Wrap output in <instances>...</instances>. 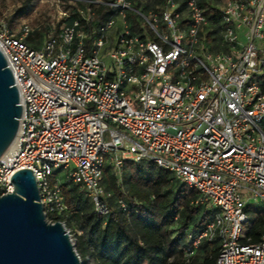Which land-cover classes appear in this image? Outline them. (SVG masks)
<instances>
[{
  "label": "built area",
  "instance_id": "1",
  "mask_svg": "<svg viewBox=\"0 0 264 264\" xmlns=\"http://www.w3.org/2000/svg\"><path fill=\"white\" fill-rule=\"evenodd\" d=\"M208 1L57 0L66 8L37 48L28 25L16 35L0 25L22 108L0 157V196L29 169L46 218L68 210L64 185L105 216V164L120 178L125 162L146 160L212 210L188 236L191 249L214 240V264H264V232L244 242L247 207L264 205V0L224 3L225 50L207 40Z\"/></svg>",
  "mask_w": 264,
  "mask_h": 264
},
{
  "label": "trees",
  "instance_id": "2",
  "mask_svg": "<svg viewBox=\"0 0 264 264\" xmlns=\"http://www.w3.org/2000/svg\"><path fill=\"white\" fill-rule=\"evenodd\" d=\"M226 1L223 0L222 7L221 0H209L202 6L209 22L207 40L214 50L226 49L220 41L221 10ZM151 6L153 3L145 7ZM106 10V7L97 9L96 20L89 29L99 24ZM74 17L72 14L69 21ZM38 36L36 33L35 38ZM27 41L35 48L39 45L32 37ZM102 187L108 194L104 199L107 215H99L77 185H64L68 210L60 217L47 216L48 221H59L66 230L79 233L75 234L74 247L81 264H214L219 253L217 241L190 248L188 236L213 212L192 204L196 193L186 184L153 163L141 160L125 162L120 178L106 163ZM246 212L249 219L244 242L256 243L264 232V209L253 211L249 206Z\"/></svg>",
  "mask_w": 264,
  "mask_h": 264
},
{
  "label": "water",
  "instance_id": "3",
  "mask_svg": "<svg viewBox=\"0 0 264 264\" xmlns=\"http://www.w3.org/2000/svg\"><path fill=\"white\" fill-rule=\"evenodd\" d=\"M22 108L0 51V157L10 148ZM13 191L0 196V264H81L63 223L47 220L31 170L15 172Z\"/></svg>",
  "mask_w": 264,
  "mask_h": 264
},
{
  "label": "rangeland",
  "instance_id": "4",
  "mask_svg": "<svg viewBox=\"0 0 264 264\" xmlns=\"http://www.w3.org/2000/svg\"><path fill=\"white\" fill-rule=\"evenodd\" d=\"M223 0L219 3L222 7ZM66 8L57 0H0V25L6 24L11 32L16 35L22 25H28L32 30V38L42 42L45 37L54 32L57 23L60 21L61 11ZM36 33L39 38H35ZM243 42V39L240 38ZM253 211L264 209L263 204H253L250 206ZM72 243L75 245V234L67 230Z\"/></svg>",
  "mask_w": 264,
  "mask_h": 264
}]
</instances>
